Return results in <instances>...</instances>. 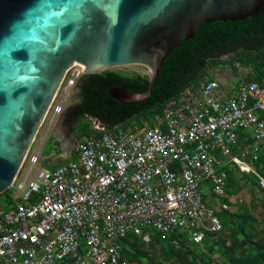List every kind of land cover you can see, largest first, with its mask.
I'll return each mask as SVG.
<instances>
[{
    "label": "built area",
    "instance_id": "obj_1",
    "mask_svg": "<svg viewBox=\"0 0 264 264\" xmlns=\"http://www.w3.org/2000/svg\"><path fill=\"white\" fill-rule=\"evenodd\" d=\"M81 69L69 68L41 122L49 118L48 129L32 152L38 130L10 186L11 204L0 208V264H128L125 239L149 244L155 233L202 245L223 231L220 215L231 209L227 171L264 189L254 167L264 145V85L239 63L209 68L160 117L133 128L108 130L95 120L96 136L77 142L73 160L41 167L40 149Z\"/></svg>",
    "mask_w": 264,
    "mask_h": 264
},
{
    "label": "water",
    "instance_id": "obj_2",
    "mask_svg": "<svg viewBox=\"0 0 264 264\" xmlns=\"http://www.w3.org/2000/svg\"><path fill=\"white\" fill-rule=\"evenodd\" d=\"M261 13L264 0H0V195L73 64L88 77L146 68L144 92L108 91L123 105L140 104L151 96L165 59L182 39L193 38L195 27ZM65 112L60 132L66 139L74 121L66 122Z\"/></svg>",
    "mask_w": 264,
    "mask_h": 264
},
{
    "label": "trees",
    "instance_id": "obj_3",
    "mask_svg": "<svg viewBox=\"0 0 264 264\" xmlns=\"http://www.w3.org/2000/svg\"><path fill=\"white\" fill-rule=\"evenodd\" d=\"M221 57L225 59L222 60ZM234 63L248 66L259 85H264V13L243 21L214 22L195 27L193 38L187 41L182 39L165 59L151 96L140 104L123 105L112 99L108 91L121 88L131 93H142L149 84L147 76L136 73L121 74L111 70L84 76L88 79H81L79 103L68 109L66 122L77 123L84 118H91L108 130L117 125L126 129L133 128L141 120L148 121L160 117L165 105L175 99L184 88L201 81L209 68ZM254 167L264 178V145L260 158L254 162ZM227 172V185H231L233 171ZM243 177L245 183L264 193V189L259 188L253 176L243 174ZM10 194L7 190L0 195L6 205L4 207L0 204L1 209H7L11 204ZM220 217L223 228L231 225V246H226V239L213 241L216 235L211 234H206L202 245H196L184 235L162 238L155 233L149 244H165L174 256L185 257L186 264H197L196 260L199 258L202 259L201 264H217L209 259V253H212L214 248H218L219 254L225 258L227 264H264V244L251 240L243 228L245 220L249 218L248 214L237 215L224 211ZM234 218L242 221L236 224ZM174 240L178 241L177 252L173 251ZM138 242L142 243L136 237L128 236L125 239L124 254L128 263L138 261V257H144L150 264H154L152 258L139 249ZM207 249L210 252L203 253Z\"/></svg>",
    "mask_w": 264,
    "mask_h": 264
},
{
    "label": "rangeland",
    "instance_id": "obj_4",
    "mask_svg": "<svg viewBox=\"0 0 264 264\" xmlns=\"http://www.w3.org/2000/svg\"><path fill=\"white\" fill-rule=\"evenodd\" d=\"M111 71H115L121 74H140L143 76L148 75V70L141 66H128V67H119L110 69ZM79 93V89H75V92L69 99L68 105L66 109L74 104L79 103V97L76 94ZM48 120L46 119L42 127L39 129V133L37 135V140L32 146V152H35L40 145L41 139L44 137L47 129H48ZM51 120V119H50ZM95 122L94 119L91 118H84L79 122L73 123L72 130L75 129V133L77 134L78 141L82 142L91 136H96V132L93 131V123ZM58 126L60 125V118L57 120ZM59 128V127H58ZM59 135L61 132L59 130ZM56 141L55 138V131L50 130L48 135L46 136L44 143L40 149L39 158L42 159L47 157L52 152V145ZM232 184L227 185L226 192L228 199H230V212L235 213L237 215H243L247 213L249 218L244 222V230L248 237L253 241H259L260 243L264 244V193H261L259 189L255 186H250L249 184L245 183L243 174L239 173L238 171H234L231 173ZM250 181H252L250 179ZM253 189V190H251ZM14 190V187L9 189L10 192ZM252 191V192H251ZM4 199L0 197V204L6 207L4 203ZM239 218H234V223L238 224L241 222ZM230 227L223 228V231L216 235L212 240L213 241H221L227 240L226 246H231L232 240H230L232 231ZM132 237V236H130ZM139 249L146 252L153 260L154 264H186L185 257L174 256L171 253V250L165 244H142L140 242L137 243ZM174 245V244H173ZM174 252L179 251L178 246L174 245ZM209 249H207L203 253L208 254ZM247 253V252H246ZM210 260L217 264H227L225 258H223L218 251V248H214L212 253H209ZM212 256V257H211ZM207 260V258H204ZM190 261V259H189ZM197 264H201L200 261L202 259L196 260ZM188 262V260H187ZM128 264H150L149 261L144 257H138V261H129Z\"/></svg>",
    "mask_w": 264,
    "mask_h": 264
},
{
    "label": "crops",
    "instance_id": "obj_5",
    "mask_svg": "<svg viewBox=\"0 0 264 264\" xmlns=\"http://www.w3.org/2000/svg\"><path fill=\"white\" fill-rule=\"evenodd\" d=\"M59 127V128H58ZM55 131V138L52 145V152L49 156L40 159L41 167L55 169L56 167L66 164L75 158V146L71 145L68 139L59 135L60 125L55 123L51 130Z\"/></svg>",
    "mask_w": 264,
    "mask_h": 264
},
{
    "label": "flooded vegetation",
    "instance_id": "obj_6",
    "mask_svg": "<svg viewBox=\"0 0 264 264\" xmlns=\"http://www.w3.org/2000/svg\"><path fill=\"white\" fill-rule=\"evenodd\" d=\"M83 78H84V80H87L88 78L87 77H84L83 76ZM82 85V82H81V80L78 82V84H77V89H79V93H80V86ZM65 111H66V109H65ZM64 111V112H65ZM66 113H67V111L65 112V120H66ZM67 139H68V141H69V143L71 144V145H73V146H76V144H77V142H78V137H77V134L75 133V129L74 130H70L69 131V136L68 137H66Z\"/></svg>",
    "mask_w": 264,
    "mask_h": 264
}]
</instances>
